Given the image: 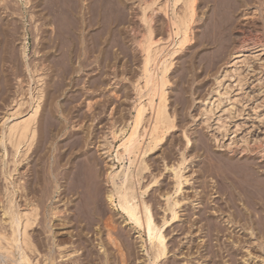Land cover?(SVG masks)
Returning <instances> with one entry per match:
<instances>
[{
  "label": "rangeland",
  "instance_id": "rangeland-1",
  "mask_svg": "<svg viewBox=\"0 0 264 264\" xmlns=\"http://www.w3.org/2000/svg\"><path fill=\"white\" fill-rule=\"evenodd\" d=\"M24 1L0 0V50L2 51H0V126L15 99H21V97L25 100L30 99L37 84V78H32L34 65L37 64L40 74L43 75L45 89L39 114L40 118L42 117L40 132L43 135V143L50 147L45 149V152L39 148V155L41 152L43 158L38 160V166L46 173L50 159H53L52 146L66 139L68 135L77 133L87 137L86 142H89L83 147L82 152L93 153L98 160L93 178L95 182L93 192L99 196L101 205L97 209L98 212L95 210L97 213L82 216L81 225L87 226L80 240L82 248L79 255L83 257V264H102L101 257L99 258L96 254L104 257V249L109 247L107 237L109 227L118 241L126 245L124 252L129 256L128 264H144L150 249L139 235L142 233L145 239L143 231H138L132 221L122 215L117 201L112 206L107 197V191H109L107 173L120 170L122 164L113 157L116 146L120 143L119 139L109 152V144H107L109 140L106 133L111 124L112 107L114 112L117 109L115 113L117 120L120 116L124 119L128 118L132 110L134 78L138 75L140 68L131 58L136 50L130 46V39H136L137 35L127 34L129 30L127 24L122 25L124 26L122 30H125L121 33L124 34L116 35L121 41L119 45L118 42L111 40L115 46L113 47L112 42L110 43L112 46L106 42L108 46L103 44L101 51L100 48L91 44V48H86L84 55L80 57L81 60L83 59V64L76 59L78 51L74 49L71 53L72 60L68 61L66 59L68 48L64 47L63 43L67 41L65 36L57 34L54 30L55 25L49 26L45 19L39 18L38 14L35 15L37 10L31 11L33 7L36 8L35 0H30L29 4ZM126 1L137 6L138 0ZM213 1L199 0L196 26H202L207 16L215 12V5L218 4L217 0ZM232 3L235 5L229 7L225 19V30L215 34V32H202L201 27L196 28L193 34L194 39L187 44L186 48L174 55V65L170 76L172 83L170 107L172 112L176 110L175 122L178 125L168 134L162 146L146 156L150 169L144 171L141 183L142 190L151 183L143 198L151 205L154 218L158 223L163 214L165 216L169 214V212L164 213L163 209L166 196L160 194L165 191L172 194L174 192V173L166 169V166L170 168L171 165L178 163L182 158V152L188 160L183 172L189 181H184L181 192L173 194L174 197L181 199V204L177 207L181 217L170 220L164 227L168 255L159 264H223L224 260L230 264H242L246 257L245 250L241 249L243 239L250 243L253 260H256L257 264H262L261 259L264 258V221L263 224L261 222L253 226L255 232L251 237L253 231L250 228L251 224L249 225L246 220H241L238 224L240 220L237 209H234L236 205L233 208L228 207L227 200L231 197L230 192L228 189L227 191L223 189L225 187L221 182L222 176L229 173L234 165L244 162L253 163L257 176L264 181V0H233ZM128 11L131 10H127L131 17ZM164 18L163 16L162 21ZM162 23H159L161 27H163ZM2 31L6 32L7 36ZM24 34L27 35L26 40H24ZM45 34L49 35V42L51 39L47 47L44 46L47 43L44 42L46 39H43ZM124 38L128 42H124ZM24 42L28 45L27 56H24L22 51ZM89 43L90 41L87 42ZM2 55L4 57H1ZM235 56L238 57L235 58ZM234 58L237 60L233 61ZM234 65L239 68V72L234 71ZM231 66L234 67H232V73ZM225 70L229 72L226 73ZM225 73L231 75L228 77ZM223 74L230 78L226 84L227 89L231 91V96L237 94L239 100L232 107L228 101L230 94L224 93L221 96V106L217 108L213 102L210 104L207 102H209L208 99L210 101L216 99L214 92L216 86L218 87L216 79L225 77L222 76ZM220 88L217 89L226 91ZM205 106L214 107V113H206ZM227 107L232 109L228 110ZM61 122H64L67 127L58 134ZM123 123L118 121L116 126H122ZM221 123L225 124V128L221 126ZM51 128L54 129L56 137L49 136ZM185 131L191 138L189 145L183 135ZM40 144L35 141L28 160L19 165L18 172H15L11 182L9 181L11 188L17 185L15 183L19 181L20 169H23L27 161L34 159L36 156L34 150L38 145L40 147ZM7 147L5 154L0 145V191H3L8 184L1 173V161H5V170L9 171L13 166L12 149L10 146ZM2 153L6 155V159L4 154L2 157ZM69 155L68 153L67 156ZM83 157H86L85 153ZM114 160L116 164L112 168ZM225 162L228 163L226 164L229 165L228 168L222 166ZM132 166V169L135 168L134 165ZM155 180L157 182L154 183ZM62 189L60 188V192ZM18 191L20 190L16 191V199L21 200L18 195L21 191ZM242 196L237 195L239 209L243 207V204L250 205L249 200ZM65 197L70 202L72 199L74 203L77 195ZM54 198L58 200L59 193L54 194ZM50 203L49 201L48 204L51 205ZM260 203L264 204V199H261ZM261 206L264 207L260 204ZM227 216L238 220L231 224L226 220ZM57 219L58 221L53 219L57 223L53 220L51 222V225H55L51 228L54 229L53 233L63 228L64 222L73 225L70 217H66L64 222L61 218ZM209 221L223 228L222 231L219 233L216 231L212 237H208L209 224L207 223ZM58 222H61L60 225ZM108 223L110 226L107 227ZM234 224H236L235 228ZM70 230H74V235L70 233L68 236L76 239L77 229L73 226ZM238 236L241 237L242 243L239 245L233 243ZM102 241L106 245L101 248ZM89 250L93 251L92 262H86L88 258H91L88 254ZM213 251L216 252L214 257H211L210 254ZM202 254H205V257H201ZM114 262V264H124L120 261V257Z\"/></svg>",
  "mask_w": 264,
  "mask_h": 264
},
{
  "label": "bare ground",
  "instance_id": "bare-ground-1",
  "mask_svg": "<svg viewBox=\"0 0 264 264\" xmlns=\"http://www.w3.org/2000/svg\"><path fill=\"white\" fill-rule=\"evenodd\" d=\"M25 1L26 4L30 2V0ZM35 1L37 9L33 7L31 11L37 10L35 15L38 14L39 18L45 19L49 26L55 25L54 30L57 31V34L64 35L67 39L63 43L64 47L68 48V54L66 53L68 61L72 60L71 53L74 49L78 51L76 59L83 64V59L81 60L80 57L84 55L86 48H91V44L100 48L101 51L106 42L111 45L115 41L119 45L121 41L117 39L116 35L125 30H122L124 28L122 25L127 24L129 30L125 28L130 31L126 30L127 34L137 35L136 39H130V46L136 50V53L138 51V54L134 53L131 58L138 63L140 68L138 75L134 78L132 110L128 118L125 117L124 119L120 116L117 120L115 119L117 109L114 112V107H112L110 112L111 124L106 133L109 140L107 142L109 144V152L115 147V142L119 139L120 143L117 144L113 157L122 164L120 170L107 173L109 185L107 197L112 206L117 201L122 215L127 220L132 221L138 231H143L145 239L142 233L139 235L151 251H148V259H146L148 261H145L144 264H159L168 255L164 227L170 220L176 219L181 214L177 210V207L181 204V199L174 197V193L178 194L181 192L184 181H189V178L185 177L183 172L187 167L188 160L185 153L180 152L182 157L180 161L171 165L170 168L166 166V169H170L174 173V195L169 191L161 192L163 193L160 194L161 196H166L165 201H163L165 205V207L163 206L164 213L166 212L167 214L169 212V214L166 216L163 214L160 223H158L154 218L151 205L143 198L151 183L146 185L143 190L141 189V183L144 171L150 169L146 156L162 146L168 134L178 125L175 122L176 110L172 112L170 107V89L172 84L170 76L174 65V55L186 48L187 44L194 39L193 34L196 28L201 27L203 29L202 32H215V34L225 30V19L228 15L229 7H233L235 4L232 3L233 0H217L218 5H215V12L207 16L202 26H196L199 0H138L137 6L130 4V2L128 3L126 0ZM209 1L212 2L213 0ZM127 10H131L128 11L131 17H129ZM163 16L166 19L164 18L162 21ZM161 22H163V27L159 24ZM44 28L43 32L47 29ZM5 33L3 34L6 35ZM46 36V34L45 36L43 35V39H46L45 41L42 39L45 43L47 42L44 46L51 42V39L49 42V35ZM23 37L24 40L27 39L26 34ZM89 41L90 43L87 44ZM123 41L125 42L126 39L124 38ZM27 48L28 45L24 42L22 44L24 56L27 53ZM4 52L6 53V51ZM1 57L4 56L2 55ZM237 63L239 62L237 61ZM232 67L230 72L231 70L233 71ZM235 68L234 71L237 72L239 68L237 66ZM39 71L40 68L35 64L32 78H37V84L30 99L25 100L23 97L15 99L8 108L6 115H4L0 126V145L3 147L5 154L8 149L7 146H10L13 156V166L9 171L5 170V161L3 162V158L1 159V173H3L4 179L8 184L3 191H0L2 203V210L0 211V264H83V257L79 255V251L82 248L80 240L83 238L82 232L87 226L81 225L82 216L98 212L97 209L101 205L99 196L93 192L95 189L93 178L96 173L98 160L93 153L82 152L83 147L89 142H86L87 137L85 138L77 133L68 135L66 139L52 146L53 159H50L46 170L47 174L38 166V160L43 158L41 152L39 155V148L42 152L50 148L46 143H43V135L40 132L42 117L40 118L39 114L45 89L43 86V75ZM225 71L226 73L229 72V70ZM226 75L228 76L229 74ZM226 75L223 74L222 76L225 77L216 79V82L219 88L222 87V90L225 91L224 89H226L227 92H222L216 86L214 90L216 99L213 101L208 99L209 102H207L209 104L213 102L217 108L221 106V96L224 93H231L227 89V82L230 78H227ZM238 100L239 95L235 94L232 97L230 94L229 105L233 107ZM26 104H28L27 108L24 109ZM204 108L206 113L214 111V107L205 106ZM226 109L231 110L232 108L227 107ZM95 118L97 119L98 116L96 115ZM118 121L124 122L122 126L120 125L121 127L116 126ZM222 123L224 122L222 121ZM222 123L221 126L225 128V124ZM60 126L58 134L67 127L64 122H61ZM183 135L186 138L187 145H189L191 138L187 131ZM49 136H57L53 128H51ZM35 141L41 143L40 147L38 145L37 149L34 150L36 156L33 160L27 161L23 165V169L19 171V181L17 180V183H15L17 185L11 188L9 181L11 182L14 173L18 172L19 165L28 160ZM68 153L70 154L69 156H67ZM84 153L86 154L85 158L83 157ZM5 154L4 157L6 156ZM114 164H116L115 160L112 168ZM224 164L222 166L229 167V165H226L228 163L225 162ZM132 165L135 168L132 169ZM254 169L253 163H239L236 166L234 165L229 173L224 174L225 176H222L223 181H221L222 186L225 187L223 189H226V191L228 189L230 192L229 196L231 197L227 200L229 203L228 207L233 208L236 205L234 209L238 211L237 216L240 220L238 224H240L241 220H246L249 225L251 224V230L256 224L261 222L263 224L264 221V207H260V204L264 205L260 203V200L264 199V181L257 176ZM155 182L157 181L155 180ZM60 188H63L61 192ZM16 189L21 191H18L20 192L18 195L21 200L16 199ZM57 193H59L58 200L54 198V194ZM70 195H77L76 200L73 199L74 203H72V199L70 202L65 197H70ZM237 195L245 196L249 200L250 205L246 206L243 204V207L239 206V209ZM49 201L51 205L48 204ZM68 211L70 214L67 213ZM220 211L223 212L221 208ZM66 217H70L73 225L65 224L64 220ZM57 218L63 219V228L53 233L54 229L52 230L51 228L55 225H51V222L53 219L58 221ZM226 220L233 224L238 219L234 220L228 217ZM226 220L224 221L226 222ZM53 221L57 223V221ZM59 221L61 220L59 219ZM246 221L245 224L247 223ZM109 224H107V227L110 226ZM207 224H209V230L207 229L208 237H212L216 231L219 233L223 229L211 221ZM235 225H233L234 228L236 227ZM73 226L78 232L76 239L72 238L74 230H70ZM79 227L82 228L79 229ZM61 230L64 231L60 232ZM254 232L253 230L251 237H253ZM70 233L72 236L69 237L68 234ZM107 237L109 247L104 249V257L98 253L96 254L99 258L101 257L102 264H114V261H117L119 257L121 262L128 264L129 256L125 255L124 252L126 245L118 241L110 227L107 231ZM240 238L238 236L233 243L242 244ZM242 241L244 243L241 249L246 252V257L243 259L242 264H257L258 262L253 260L254 255L250 250V243L244 239ZM100 245L102 248L106 244L102 241ZM143 245L145 244L143 243ZM213 252L209 253L211 257H214L213 255L216 251ZM88 254L91 258H88L86 262H92L94 257L91 254H93V251L89 250ZM203 256L205 257V254H202L201 257ZM261 260L262 264H264V258ZM224 261L223 264H230Z\"/></svg>",
  "mask_w": 264,
  "mask_h": 264
}]
</instances>
